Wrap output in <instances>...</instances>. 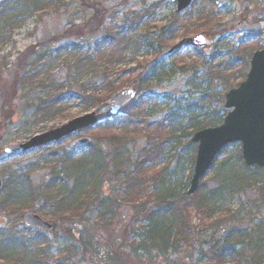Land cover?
<instances>
[{
  "label": "trees",
  "instance_id": "trees-1",
  "mask_svg": "<svg viewBox=\"0 0 264 264\" xmlns=\"http://www.w3.org/2000/svg\"><path fill=\"white\" fill-rule=\"evenodd\" d=\"M211 2L212 0H204L207 5H212ZM22 3L21 6L12 10V14L0 16V51L4 44L10 42L12 31L23 26L25 16H31L33 13L52 14L66 7L64 0H32L30 2L23 0ZM85 5L91 10L87 21L81 27H65L66 29L59 34L60 38L55 37L52 42L72 38L80 42L88 35H95L102 30L105 11L98 8L97 2L91 3V6L87 3ZM156 5L151 4L149 7L144 5L139 13L124 16L118 24H115L114 29L105 31L101 41L88 44L91 51L88 57L85 56L86 65L81 66L80 70L90 69V75L82 74L85 75L84 78L90 76V81L82 83L81 77H78L74 84L77 86V93L70 94L68 97H59L58 85L51 87L44 96L37 95L28 101L25 111H30V115L35 120L48 121L63 116L62 112L66 110L65 107L69 102H80L84 109L92 107L99 111L105 108L111 95L121 91L122 87L127 85L120 78L110 80V66L119 64L126 54L140 65L141 62L136 60V56L141 49L152 52L155 61L142 85L147 86L156 80H162L165 71L163 66H160L162 61L158 60V57L163 47L162 43L166 42L163 38L167 37L170 40L175 32L183 30L185 34H192L193 37L204 32L211 33L214 15L211 11L213 8L208 10L209 7L203 4V7L199 5L196 9L195 13L200 11L195 14L196 18L195 15L187 17L184 19L185 22L180 20L178 13H173L171 19L173 28L162 29L159 34L163 36L159 39L156 35L153 36L152 33L147 32L150 21L156 14ZM189 9L184 12L190 13ZM189 25H192V28ZM154 37L157 38L155 41H153ZM255 38L256 36L252 35L246 39L237 40L235 51L226 52L227 55L223 57L224 61L220 63V68L213 69L210 64L216 57L222 56L220 52H217L219 48H216L214 57L211 55L209 58H203L195 53L196 60L192 61L190 66L193 70L199 68L198 66L203 68L208 66L206 74L213 75L216 79L223 78L225 79L223 82H226L227 79L234 78L232 82L223 84L226 89L237 87L238 83L246 77L251 54L262 48L254 47ZM59 49L57 53L73 58L79 52L75 43H66ZM34 50L30 48L20 56L22 58L30 56L29 61L21 62L19 59L16 61V69L11 79L12 86L6 89L7 85H0V95L3 97L0 116L5 121L10 120V112L13 109V103L10 100L15 99L17 90L23 94L21 97L24 99L38 88V86L34 88L36 82H33L34 77L30 75L29 70L35 69L40 61L49 60L50 51L46 50L44 54H39L40 58L37 59ZM196 61H199V65ZM0 63V69L8 65L4 60ZM80 70L69 69V74L75 75ZM36 78H38L37 74ZM100 79L103 84L96 88L95 85ZM47 80L51 84L57 82L46 75L42 81L47 82ZM0 82L3 83V79L0 78ZM154 101L155 98L151 95H145L140 98V101L129 104L123 112L154 104ZM226 113L227 111L221 105L213 109L197 104L167 110L163 123L168 125L164 127L163 123L160 124L156 138L150 133L145 135L148 142L142 150L144 155L141 153L135 159L132 156L126 157L124 153L132 140L128 131L129 122L120 123L116 127L112 122L101 135L91 136L98 141V144L92 143L79 149L61 152L58 160L55 159L57 155H51L49 159H55V164L52 165L54 168L48 175L49 181L41 186L33 184L29 176L30 172L13 174L15 179L12 182L13 185L9 187V184L5 183L4 185L8 188L3 186L0 189L1 212L14 220V222L11 221V229L0 231V264H76L74 262L77 261L93 264H177L171 263L168 258L172 253H180L178 252L180 249H185L189 245L188 215L191 211L197 214L199 224L204 226L208 224L210 227L217 228L218 226H215L220 224L221 219L225 218L229 222L233 220L234 216L228 204L243 192L255 187L259 190L261 202H264V169L246 167L240 157L238 144L224 148L212 162L209 169L212 172L211 187L201 182L196 193L188 197L185 193L188 178L185 181L182 179L179 186L173 187L170 181L174 176L170 174L168 181L157 180L159 184L154 192L155 195L148 194V183H151L153 187L157 176L166 173V168L160 165L162 150L166 143L174 141L177 133H179L178 139L187 140L191 133L198 132L200 129L219 126ZM106 117L107 115H101L98 118ZM176 123L184 126L180 129L175 128ZM100 143H105L110 149L111 161L102 152L100 145L103 144ZM184 150L190 158L187 168L189 170L194 164L196 150L190 142L184 146ZM221 155L225 157L219 160ZM136 178V183H133ZM139 179L142 186L138 184ZM149 199L153 200L155 208L147 211ZM34 207H38V211L34 213L45 220L54 222L52 224L54 230L51 234L53 237L60 238L56 242L59 246L54 253L51 250L56 240L49 239L45 232L27 229L23 227V224L24 232L21 231L20 234L15 230L17 225L22 223L23 215L32 212ZM123 209L126 210L125 213ZM123 213L128 217L127 222L129 221L126 226L121 225ZM87 215L92 220L86 218ZM64 227L65 234L61 238L56 229L62 230ZM251 231L253 234L256 232L262 234L258 235L256 245L257 249L264 248V223L254 229L255 232ZM224 232L225 230L220 235L223 245L219 246L215 243L208 252L213 262H222L225 255L229 256L230 251L236 250L237 245L245 244L247 239L252 238L247 235L249 230L246 228H231ZM253 254L254 256L249 257L250 259L255 257L264 259L262 253L259 255V252L253 251Z\"/></svg>",
  "mask_w": 264,
  "mask_h": 264
},
{
  "label": "rangeland",
  "instance_id": "rangeland-1",
  "mask_svg": "<svg viewBox=\"0 0 264 264\" xmlns=\"http://www.w3.org/2000/svg\"><path fill=\"white\" fill-rule=\"evenodd\" d=\"M25 1L30 2L32 0H24V2ZM64 1L66 7L62 11H55L52 14L49 13L45 15H37L33 13L31 16H25L23 18V26L12 31L10 34V42L4 44L0 51V62L4 60L8 64L5 68L0 69V78L3 79V83L0 82V85H7L5 86L6 89L10 88L13 84L11 83V79L13 72L16 69V61L18 59L21 60V62H24V60L29 61L30 56H25L24 58L20 57L21 55H24L26 50L34 48L35 57L37 56V59L40 58V56H38L39 54H44L46 50L50 51V54L48 55L49 60L46 59L45 61H40L35 69L29 70L30 75L34 77L33 82H36L34 88L37 86L38 88H36V90L34 89L31 94L28 93L30 96L24 99L21 97L23 94H20L17 90L15 99L10 100V102L13 103V109L12 112H10V120L5 121L2 116H0V180H2V188L5 186V183H8L9 187L13 185L12 182L15 180L13 179V174L15 173L19 175V173L30 172L29 176L35 186H41V184L48 182V175L52 168H54L52 165L55 164V159H59L60 156L58 155H60L61 152H68L72 149H77L78 147L75 144V140L81 136L92 139L91 144H98V141H95L91 136L93 134L101 135L102 131L108 128V124H112V122L115 127L120 123L126 121L129 122L128 131H130L129 134L132 140L130 144L127 145V150L124 151V153L126 157L132 156L135 159L141 153L143 154L142 150L144 149V146L147 145L148 140L145 135L150 133L156 138V135L159 133L157 129L160 124L165 121L167 110L176 107L181 109L182 107L186 108L197 104L203 105L209 109L224 105L225 94H227L231 88L226 89L223 84L228 83V81L232 82L234 78H229L226 82H223L225 80L223 78L216 79L215 76L206 74L208 66L205 68H203V66H198L199 68L193 70L190 64L192 61L196 60L195 53L200 54L203 58H209L211 55L214 57L216 54V48H219L217 52H220L222 56L216 57V59L210 63L212 68L216 69L220 68V63L224 61L223 57H226L227 55L226 52L233 53L235 51L234 48H236V44L238 43L237 40L246 39L248 36L254 35L256 36V42L253 44L254 47L259 46L262 47L259 49H264V0H212L210 3L212 5H207V3H204V0H194L192 8L189 9L190 13L187 14L184 12L179 14L180 20L185 22L184 19L200 12L197 11V13H195L199 5L201 7L207 5L209 7L208 10L213 8L211 11L214 15V23L211 27V33L204 32L200 34L204 43L201 45H193V35L189 33L185 34L184 30L182 32H175L174 37L170 40H168L167 37H164L163 39L168 42H165L166 44L162 43L163 47L160 49V57H158L159 59L157 58L162 61L160 66H163V70L165 71L162 80H156L147 86L142 85L145 76L148 75L147 72L155 64L154 57L152 56L153 53L146 49H141L136 56V60L141 62L140 65H137L136 62L131 59L132 57L126 54L124 56L125 58L121 60L119 64L110 66V80L120 78L125 81L127 85L126 87H122V90L130 87L137 89V95L132 98L133 101H140V98L143 96L151 95L152 98H155L154 104L144 105L143 107L141 106L140 108H133V110H128V112H123L119 118L114 119L112 122L103 123L99 128L82 131L80 134L70 136V138L60 141L58 144L50 145L48 148L29 151V153L20 156L5 157L2 152L4 147L25 143L35 135L59 128V126L66 124L70 119L91 112H96L99 116L107 115V106L97 111L92 107H90V109H84L83 106L80 105V102H69L65 107L66 110L62 112L63 116L44 121L33 119L32 115H30V111H25V108H27L28 101L37 97V95L44 96L51 90V87L58 85L59 97H68L70 94L77 93L78 89H76L77 86L74 84L77 82L76 80L78 77H81L80 81L82 83L89 82L90 76L84 78L85 75L82 74H89L90 69L80 70L81 66L86 65L85 62H87V60L85 59V56L88 57L91 51L88 44L101 41L104 38L105 31H111L114 29L115 24H118L124 16H128L130 13H139L144 5L145 7H149L151 4H157L155 10L156 14L150 21V26L147 28V32L149 34L152 33L153 36L156 35L157 38L160 39L163 36H160L159 34L162 32V29L167 30L173 28L171 19L173 13H176L175 0ZM22 2L23 0H5L1 2L0 16L8 13L12 14V10L21 6L23 4ZM93 2H97L98 8L105 11L106 16L102 22L101 26H103V28L101 31L95 35H88L80 42L74 41L73 39L75 38L67 39L66 41L59 40V42L56 43L52 42L53 38H60L59 34L66 29L65 27H81L91 15L90 8L85 4L87 3L88 6H91V3ZM189 27L192 28V25H189ZM157 38L154 37L153 41ZM66 43H75L77 45L79 52L75 58L57 53V50H60L59 48ZM256 43L258 44L256 45ZM196 62V64L199 65V61ZM75 68H78L80 71L75 75L69 74V69L73 71ZM36 74L38 75V78L35 79ZM46 75L57 82H53L54 84H51L48 80L47 82H43L42 80ZM122 75H124L123 78ZM95 79L96 78L94 77V80ZM102 84L103 81L100 79L97 81L95 87L99 88ZM39 85H43L44 88ZM233 88L237 87H232V89ZM2 99L3 97L0 95V108L3 106L1 105ZM163 125L166 127L168 124L163 123ZM181 126L184 125H178L176 123L174 127H179L180 129ZM177 136H179V133H177L176 139L170 143L167 142L165 148L162 150L163 156L160 159V165L163 166V168H166V173L162 176H157V179L154 180V188L151 186V183H148V194L155 195L154 192L158 189L157 185L159 184L157 183V180L168 181L170 179V174L174 176L170 181V183L173 184V187L179 186L182 179L185 181L188 178L187 182L189 181V178L193 173L192 169L194 164L189 170H187L189 166L188 159L190 160V158L187 157V152L184 150V146L190 142V139L189 137L187 140L185 138V140L178 139ZM100 144H103L100 145L102 152L106 154L111 161L112 154H110V149L107 148L105 143ZM169 144H173L174 146ZM51 155L57 156L55 159H49ZM224 157L225 155H221L219 160H222ZM211 176L212 172L210 171L201 182L211 187V185H213V182L210 181ZM151 180H148V182H151ZM136 181L137 178L133 183H136ZM138 184L142 186L140 179ZM5 187L8 188V186ZM187 188L188 186L186 187L185 192ZM149 200L146 207L147 211L155 208L153 200ZM228 207L234 216L233 220L229 222V220L223 218L221 219L220 224L215 226H218L217 228H214V226L210 227L208 224L206 226L199 224L197 214H194L191 211L188 215L190 225L188 231V235L190 236L189 245H187L185 249H180L178 251L180 253H172L168 260L171 263L175 262L177 264H264V259L262 258H249L250 256H254L253 251L259 252V255L261 253L262 256L264 255V248L261 247L257 249L256 245L258 244V235L262 234L259 232L253 234L251 231H254V229L264 223V202H261L260 200L259 190L254 187L243 192L242 195L233 198L228 204ZM37 209L38 207H34L32 212L34 213L35 211H38ZM123 211L125 213L126 210L123 209ZM124 213L121 216L122 226H126L129 222H127L128 217L124 216ZM0 218L5 219L8 224L4 231L11 229V221L14 222V220L11 218L9 219L4 215L1 212V208ZM86 218L90 217L87 215ZM90 219L92 220V218ZM136 220L138 221L139 219L137 218ZM45 221L50 224L54 223L49 220ZM22 224L23 221L21 224L17 225V228L15 229L20 234L22 233L21 231L24 232V225L22 227ZM231 228H246V230H249L247 235L252 236V238L247 239L245 244L237 245L236 250L234 252L230 251L229 256L225 255L222 262L211 261V258L208 255L210 248H212L215 243L222 246L223 242L220 235L224 230L226 232ZM65 229V227L62 230L56 229V231L60 233L59 237L62 238L65 234L63 233ZM52 235L53 234L51 233H46V236H48L49 239L56 240L54 241L51 250V252L54 253L59 246L56 242H58L57 240L60 238H57L58 236H54V238ZM74 263L93 264L92 262L83 263L78 261Z\"/></svg>",
  "mask_w": 264,
  "mask_h": 264
},
{
  "label": "water",
  "instance_id": "water-1",
  "mask_svg": "<svg viewBox=\"0 0 264 264\" xmlns=\"http://www.w3.org/2000/svg\"><path fill=\"white\" fill-rule=\"evenodd\" d=\"M1 1V0H0ZM177 12L189 7L192 0H176ZM201 36L193 39L192 44H204ZM250 67L245 81L237 89L228 91L224 107L228 111L222 124L218 127L199 130L193 134L191 142L196 144V156L193 174L189 180L187 196L193 195L198 188L200 179L208 172L213 159L220 154L224 147L232 143H239L241 158L247 167L264 168V50H258L250 58ZM137 89L128 88L115 93L108 102L110 116L118 115L122 108L133 101ZM102 122L97 120L95 113L86 114L70 120L65 125L49 132L38 134L23 144L7 146L3 150L7 155H18L37 149L51 142L81 129L95 127ZM89 142L87 138L77 140V144L84 145ZM1 188V180H0ZM27 226L41 230H50L51 227L40 220L38 216L30 213L24 215ZM6 222L0 219V229L5 228Z\"/></svg>",
  "mask_w": 264,
  "mask_h": 264
},
{
  "label": "snow or ice",
  "instance_id": "snow-or-ice-1",
  "mask_svg": "<svg viewBox=\"0 0 264 264\" xmlns=\"http://www.w3.org/2000/svg\"><path fill=\"white\" fill-rule=\"evenodd\" d=\"M200 39H203L202 37Z\"/></svg>",
  "mask_w": 264,
  "mask_h": 264
}]
</instances>
